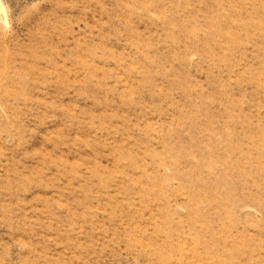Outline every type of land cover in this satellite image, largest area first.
<instances>
[{
    "label": "rangeland",
    "instance_id": "obj_1",
    "mask_svg": "<svg viewBox=\"0 0 264 264\" xmlns=\"http://www.w3.org/2000/svg\"><path fill=\"white\" fill-rule=\"evenodd\" d=\"M0 264H264V0H0Z\"/></svg>",
    "mask_w": 264,
    "mask_h": 264
}]
</instances>
